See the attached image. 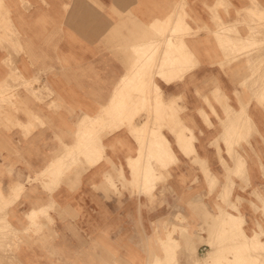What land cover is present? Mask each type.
<instances>
[{
	"label": "crops",
	"instance_id": "obj_1",
	"mask_svg": "<svg viewBox=\"0 0 264 264\" xmlns=\"http://www.w3.org/2000/svg\"><path fill=\"white\" fill-rule=\"evenodd\" d=\"M255 21L261 30H250ZM263 53L264 0H0V194L26 200L7 210L10 233L18 237L14 264L151 263L163 259L160 240L172 227L175 264H194L179 247L198 244L201 255L205 224L219 208L235 213L222 204L221 188L229 185L233 206L236 199L255 206L254 196L264 200ZM120 100L141 103L143 112L125 108L133 127H149L143 140L138 136L141 146L127 126L104 136V159L49 191L56 182L39 172L75 142L82 115L97 117ZM241 118L248 121L240 125ZM148 153L152 178L143 185ZM237 158L243 177L227 173ZM131 164L141 175L132 176ZM236 208L242 213L241 204Z\"/></svg>",
	"mask_w": 264,
	"mask_h": 264
},
{
	"label": "bare ground",
	"instance_id": "obj_2",
	"mask_svg": "<svg viewBox=\"0 0 264 264\" xmlns=\"http://www.w3.org/2000/svg\"><path fill=\"white\" fill-rule=\"evenodd\" d=\"M172 3V2H171ZM174 4V3H173ZM177 4V3H176ZM179 4V3H178ZM253 4V3H252ZM260 4V3H259ZM171 6V5H170ZM179 6V5H178ZM184 6V5H183ZM247 6V5H246ZM173 7V6H172ZM182 7V6H181ZM128 9V8H127ZM126 9V10H127ZM179 9V8H178ZM177 9V11L179 12V10ZM125 9H123V11H124ZM181 10V9H180ZM174 11V10H173ZM126 12V11H125ZM129 12V11H128ZM127 12V13H128ZM181 13V12H180ZM217 13V12H216ZM130 14V13H129ZM172 14V13H171ZM178 13H176V15H177ZM125 15H127V14H125ZM134 16H129V18H133ZM136 17V16H135ZM167 18L168 17H170V14H169V16H166ZM219 17V16H218ZM221 18V17H220ZM122 19V18H121ZM125 19H127V18H125ZM134 19V18H133ZM174 20H175V18H173ZM136 20V19H135ZM138 20V19H137ZM156 20V19H155ZM204 20V19H203ZM163 21H164V19H163ZM167 21H168V19H167ZM121 22V21H120ZM129 22V21H128ZM156 22V21H155ZM154 22V23H155ZM162 22V21H161ZM178 22V21H177ZM256 22V21H255ZM154 23H153V28H154ZM167 23H170V20H169V22H167ZM2 24V23H1ZM124 24V23H123ZM132 24V23H131ZM156 24V23H155ZM174 24V23H173ZM251 24V23H250ZM11 25V24H10ZM120 25V24H119ZM143 25V24H142ZM161 25V24H160ZM166 25L167 24H165V27H166ZM172 25V24H171ZM8 26V25H7ZM122 26V25H121ZM132 26V25H131ZM159 26V25H158ZM8 27H10V26H8ZM116 27H117V25H116ZM128 27V26H127ZM144 27V26H143ZM172 27H174V26H172ZM182 27H184V26H182ZM208 27H209V25H208ZM207 27V28H208ZM118 28V27H117ZM158 28V27H157ZM179 28V27H178ZM180 28H181V26H180ZM124 29V28H123ZM133 29V28H132ZM154 29H156V27L154 28ZM182 29V28H181ZM210 29V28H209ZM12 30V29H11ZM131 30V29H130ZM166 30V29H165ZM184 30H185V28H184ZM121 31V30H120ZM134 31H135V29H134ZM146 31H148V30H146ZM146 31H145V33H146ZM163 31H164V29H163ZM181 31V30H180ZM255 31V30H254ZM158 32V31H157ZM167 32V31H166ZM171 31H169L168 33H170ZM163 33V32H162ZM177 33V32H176ZM181 33H182V31H181ZM262 33V32H261ZM108 34V33H107ZM178 34H180V33H178ZM184 34H186V32L184 33ZM183 34V35H184ZM130 36H132L131 34H129ZM129 35L127 36V37H129ZM143 35H144V32H143ZM147 35V33L145 34V36ZM155 35V34H154ZM165 35V34H164ZM168 35V34H167ZM166 35V36H167ZM171 35V34H170ZM258 35V34H257ZM105 36V35H104ZM110 36V35H109ZM134 36V35H133ZM132 36V37H133ZM142 36V35H141ZM140 36V37H141ZM161 36V35H160ZM259 36H260V34H259ZM126 37V36H125ZM151 37V36H150ZM171 37V36H170ZM250 37V36H249ZM258 37V36H257ZM14 38V37H13ZM102 38V37H101ZM110 38V37H109ZM129 38H131V37H129ZM160 38V37H159ZM166 38V37H165ZM259 38V37H258ZM103 39V38H102ZM121 39V38H120ZM133 39V38H132ZM136 40H138L137 38H135ZM143 39V38H142ZM157 39V38H156ZM155 39V40H156ZM261 39V38H260ZM259 39V40H260ZM12 40V39H11ZM18 40V39H17ZM107 40H108V38H107ZM106 40V41H107ZM111 40L113 41V39L111 38ZM134 40V39H133ZM132 40V41H133ZM140 40V39H139ZM149 40V39H148ZM158 40V39H157ZM169 40H170V38H169ZM175 40V39H174ZM239 40V39H238ZM247 40H248V38H247ZM251 40V39H250ZM255 40H257V38L255 39ZM111 41V42H112ZM115 41V40H114ZM141 41V40H140ZM144 43L147 41V39H145V41H144V39L142 40ZM141 41V42H142ZM151 41H153V39L151 40ZM244 41V40H243ZM108 42V41H107ZM128 42H129V40H128ZM135 42V41H134ZM139 42V41H138ZM142 42V43H143ZM155 42V41H154ZM238 41H236V43H237ZM122 43V42H121ZM133 43V42H132ZM140 43V42H139ZM153 43V42H152ZM151 43V44H152ZM165 43V42H164ZM163 43V44H164ZM184 43V42H183ZM183 43H181V44H183ZM252 43V42H251ZM250 43V44H251ZM259 43V42H258ZM105 44V43H104ZM114 45V43H111V45ZM126 44V43H125ZM125 44L123 43V44H121V45H124L125 46ZM128 44V43H127ZM141 44V43H140ZM160 44V43H159ZM170 43H168V45H169ZM174 44V43H173ZM132 45H135V43H133ZM160 45H162V44H160ZM165 45H166V43H165ZM165 45H163V47L165 46ZM167 45V46H168ZM171 45V44H170ZM175 45V44H174ZM247 45V44H246ZM106 46H107V44H106ZM116 46V45H115ZM119 46V45H118ZM130 46V45H129ZM128 46V47H129ZM142 45H140V47H141ZM154 46V49H155V44L153 45ZM176 46V45H175ZM178 46H179V44H178ZM177 46V47H178ZM238 46V45H237ZM114 47V46H113ZM125 47H127V45L125 46ZM133 47V46H132ZM139 47V46H138ZM172 47V46H171ZM180 47H182V46H180ZM247 47V46H246ZM115 48V47H114ZM123 49H124V47H122ZM135 48V47H134ZM136 48H137V46H136ZM135 48V49H136ZM146 48H148V47H146ZM145 48V49H146ZM152 48V47H151ZM150 48V49H151ZM168 48H170V47H168ZM174 48V47H173ZM238 49H239V51L241 50L239 47H237ZM107 49H108V46H107ZM118 49H119V47H118ZM126 49V48H125ZM133 49V48H132ZM140 49V48H139ZM149 49V48H148ZM166 49V48H165ZM172 49V48H171ZM170 49V50H171ZM249 49V48H248ZM120 50V49H119ZM128 50H130V49H128ZM153 50V49H152ZM177 50V49H176ZM180 50V49H179ZM121 51V50H120ZM136 51V50H135ZM169 51V50H168ZM123 52V51H122ZM122 52L120 53V54H122ZM124 52H125V50H124ZM137 52V51H136ZM164 51H162V48H161V53H163ZM171 52V51H170ZM177 52V51H176ZM175 52V53H176ZM242 52V51H241ZM112 53V52H111ZM140 53H142V52H140ZM145 53V52H144ZM150 53V52H149ZM171 53H173V52H171ZM175 53H173V55L175 54ZM257 53V52H256ZM125 54H126V52H125ZM125 54H122V55H125ZM129 54V53H128ZM136 54V53H135ZM154 54V53H153ZM264 54V53H263ZM113 55H114V52H113ZM147 55V54H146ZM168 55H169V53H168ZM172 55V54H171ZM176 55V54H175ZM232 55V54H231ZM234 55H235V53H234ZM260 55V54H259ZM15 56V55H14ZM142 56H143V54H142ZM151 56V55H150ZM170 56V55H169ZM182 56V55H181ZM262 56V55H261ZM261 56H259V57H261ZM16 57V56H15ZM127 57V56H126ZM129 57H130V55H129ZM154 57H155V55H154ZM178 57H180L179 55H178ZM257 57V56H256ZM259 57H257V58H259ZM138 58V57H137ZM159 57H157V59H158ZM172 58H173V56H172ZM254 58V57H253ZM262 58V57H261ZM130 59V58H129ZM128 59V60H129ZM170 59H171V57H170ZM179 59V58H178ZM183 59V58H182ZM128 60H126V63H127V61ZM145 60V59H144ZM174 60V59H173ZM225 60V59H224ZM249 60H251V59H249ZM257 60H260V58L259 59H257ZM130 61V60H129ZM133 61V60H132ZM156 61L157 60H155V63H156ZM160 61H161V58H160ZM166 61H167V58H166ZM176 61V60H175ZM175 61H173V62H171V63H175ZM263 61V60H262ZM138 62V61H137ZM165 62V61H164ZM249 62V61H248ZM264 62V61H263ZM120 63V62H119ZM125 63V64H126ZM129 63V62H128ZM131 63V62H130ZM129 63V64H130ZM151 63V62H150ZM153 63H154V58H153ZM166 63V62H165ZM254 63V62H253ZM255 63H258V62H255ZM145 64H146V62H145ZM144 64V65H145ZM159 64H160V62H159V59H158V61H157V65H155L157 68H158V66H159ZM248 64V63H247ZM10 65V64H9ZM140 65V64H139ZM148 65H149V63H148ZM151 65V64H150ZM149 65V66H150ZM154 65V64H153ZM167 65V64H166ZM165 65V66H166ZM175 65V64H174ZM255 65V64H254ZM13 66V65H12ZM125 66H127L128 67V65L126 64ZM136 66V65H135ZM164 66V67H165ZM181 66V65H180ZM129 67H131V66H129ZM162 67V66H161ZM175 67V66H174ZM178 67V66H177ZM264 67V66H263ZM132 68H133V66H132ZM148 68H150V67H148ZM148 68H146V69H148ZM153 68V67H152ZM166 68H167V66H166ZM169 68H170V66H169ZM156 69V68H155ZM179 69V68H178ZM161 70V69H160ZM167 70H169V69H167ZM139 71V70H138ZM146 71V70H145ZM147 71H149V70H147ZM155 72H156V70H154ZM157 71H158V69H157ZM170 71V70H169ZM168 71V72H169ZM132 72V71H131ZM134 72V71H133ZM155 72H154V74H155ZM264 72V71H263ZM138 73V72H137ZM140 73V72H139ZM141 73H143V72H141ZM147 73V72H146ZM150 73V72H149ZM160 73H163V72H160ZM166 73V70H165V72L163 73V74H165ZM174 73V72H173ZM172 73V74H173ZM182 73V72H181ZM180 73V74H181ZM152 74H153V72H152ZM252 74V73H251ZM134 75V74H133ZM159 75H162V74H159ZM139 76H141V75H139ZM147 76H149V75H147L146 74V76H144L143 77V75H142V79L143 78H145L146 79V77ZM154 76V75H153ZM164 76H166V75H164ZM248 76V75H247ZM125 77V76H124ZM126 77H128V75L126 76ZM125 77V78H126ZM130 78V77H129ZM253 78V77H252ZM8 79V78H7ZM122 79V78H121ZM142 79H141V81L140 82H142ZM144 79V80H145ZM150 79V78H149ZM152 79V78H151ZM9 80H10V78H9ZM130 80V79H129ZM143 80V82L145 83L146 81H144ZM249 80V79H248ZM123 81V80H122ZM134 81V80H133ZM244 81V80H243ZM250 81V80H249ZM257 81V80H256ZM251 82V81H250ZM10 83V82H9ZM120 83V82H119ZM17 84V83H16ZM132 84V83H131ZM252 84V83H251ZM256 84V83H255ZM260 84V83H259ZM6 85V84H5ZM10 85V84H9ZM127 85V84H126ZM258 85V84H257ZM44 86V85H43ZM122 86V85H121ZM135 86V85H134ZM146 86V85H145ZM246 86V85H245ZM129 87V86H128ZM147 87V86H146ZM151 87V86H150ZM251 87V86H250ZM1 88V87H0ZM120 88V87H119ZM136 88V87H135ZM257 88V87H256ZM5 89V88H4ZM28 89V88H27ZM124 89H126V88H124ZM151 90V89H150ZM250 90V89H249ZM263 90V89H262ZM1 91V90H0ZM3 91V90H2ZM6 91V90H5ZM10 91V90H9ZM124 91V90H123ZM149 91V90H148ZM259 91V90H258ZM15 92V91H14ZM114 92V91H113ZM116 92V91H115ZM13 93V92H12ZM11 93V94H12ZM125 93V92H124ZM150 93V92H149ZM153 93V92H152ZM151 93V94H152ZM7 94V93H6ZM11 94L9 93V95L11 96ZM34 94V93H33ZM257 94V93H256ZM4 95V94H3ZM118 95H120L119 94V92H118ZM149 95V94H148ZM156 95V94H155ZM8 96V95H7ZM34 96H36L35 94H34ZM130 96V95H129ZM154 96V95H153ZM153 96H152V98H153ZM126 97V96H125ZM135 97H136V93H135ZM135 97H134V100H135ZM146 97V96H145ZM156 97V96H155ZM6 98V97H5ZM112 98V97H111ZM119 99H121L122 98V96L120 95L119 97H118ZM7 99V98H6ZM126 99H128V98H126ZM130 99V98H129ZM207 99V98H206ZM206 99H205V101H206ZM8 100H9V98H8ZM41 100V99H40ZM114 100V99H113ZM122 100V99H121ZM121 100L120 101H113V102H111L110 103V106H109V109H104L97 117H88V116H86V115H82V117L79 119V121H78V124H77V132H76V135H75V142L72 144V145H70V146H63V148H62V150H60V151H58V153H57V156H56V158L55 159H53L50 163H48L47 164V166L43 169V171L42 172H39V174H40V176L42 177V179L44 180V181H49V182H51V181H53L54 180V182H56V184H55V186H53V188H51L49 191H53V189L57 186V184H59L60 183V181H62V180H65V181H69V180H71L72 178H78L82 173H84L86 170H88L90 167H92V166H94V165H96L98 162H100L102 159H104V157H105V155H104V152H105V149H106V145H104V143H103V137L104 136H107V135H112V134H114L115 132H117V131H114V130H108V124L110 123V119H111V116H114L115 114H118V113H120L121 111H122V115H123V118H122V125H124V126H122V128L123 127H130L129 129L132 131V134L134 135V133H137V134H139L138 136H144V135H142V131H145L147 128H149V127H146L145 126V124H143V125H141L140 127H137V128H135V127H133L132 126V124L134 123L133 122V116L134 115H132V117H126L125 116V108H127L129 105H130V107L131 108H135L138 104H141V103H124V104H122V102H121ZM146 100V99H145ZM123 101V100H122ZM128 101V100H127ZM148 102H149V99L147 100ZM151 101V100H150ZM147 102V103H148ZM153 102V101H152ZM158 102H159V99H158ZM206 103V102H205ZM144 105V104H143ZM148 105H150V104H148ZM152 105V104H151ZM208 103H207V107H208ZM14 106V105H13ZM153 106V105H152ZM230 106V105H229ZM141 107H142V105H141ZM145 107V106H144ZM163 108V107H162ZM209 108V107H208ZM228 108V107H227ZM146 109V108H145ZM148 109H149V107H148ZM210 109L211 110H214V109H212L211 107H210ZM210 109H209V111H210ZM152 110H153V108H152ZM246 110V109H245ZM3 111H5V110H3ZM130 111V110H129ZM135 111V110H134ZM131 112H132V110H131ZM145 112H146V110H145ZM151 112V111H150ZM242 112V111H241ZM203 113H204V111H203ZM233 113V112H232ZM132 114V113H131ZM206 114V113H205ZM215 114H216V112H215ZM226 114V113H225ZM151 115H153L152 113H151ZM203 115V114H202ZM228 115V114H227ZM241 115V114H240ZM245 115V114H244ZM204 116H208L207 114L206 115H204ZM231 116V115H230ZM217 117V116H216ZM5 118V117H4ZM34 118H35V116H34ZM86 118H88V120H86ZM237 118V117H236ZM240 118V117H239ZM38 119V118H37ZM243 118H241V119H239V123H240V125H242L241 123H246V121H248L247 119H244V120H242ZM40 120V119H39ZM238 120V119H237ZM236 120V121H237ZM18 122V121H17ZM146 122V121H145ZM12 123H14V122H12ZM136 123V122H135ZM139 123V122H138ZM229 123V122H228ZM207 124H209V123H207ZM232 125V124H231ZM233 126V125H232ZM16 127V126H15ZM24 127V126H23ZM180 127V126H179ZM221 127V126H220ZM186 128V127H185ZM233 128V127H232ZM227 129V128H226ZM238 129V128H237ZM120 130H122V129H119L118 131H120ZM148 130V129H147ZM154 130V129H153ZM178 130V129H177ZM222 130V129H221ZM235 130V129H234ZM148 132H149V130H148ZM155 132V131H154ZM223 132V131H222ZM221 132V133H222ZM101 133H102V135H101ZM156 133V132H155ZM173 133V132H172ZM221 133H220V136H221ZM149 134V133H148ZM150 135V138H151V133L149 134ZM153 135V134H152ZM223 136H225V135H223ZM223 136H222V138H223ZM228 136H230V135H228ZM232 136V135H231ZM243 137V136H242ZM137 138V137H136ZM142 138V137H141ZM146 138V137H145ZM230 138V137H229ZM240 138V137H239ZM238 138V139H239ZM249 138V137H248ZM140 139V138H139ZM221 139V138H220ZM219 139V140H220ZM142 140H143V138H142ZM151 140V139H150ZM193 140V137H192V135H191V137L190 138H188L187 139V144H189V146L191 145V141ZM240 140V139H239ZM96 143V144H95ZM140 143H141V140H140ZM139 143V144H140ZM161 143V142H160ZM183 142H179L178 143V145L180 146L181 144H182ZM217 143V142H216ZM165 144V143H164ZM236 144V143H235ZM145 145H146V141H145ZM240 145V144H239ZM140 146H141V144H140ZM158 146V145H157ZM163 146V145H162ZM144 147H147V145L146 146H144ZM229 148V147H228ZM139 149V148H138ZM144 149V148H143ZM162 149V148H161ZM169 149V148H168ZM163 150V149H162ZM170 150V149H169ZM145 151V150H144ZM237 152V151H236ZM157 153H158V151H157ZM233 153H234V151H233ZM161 154V153H160ZM143 155H144V153H143ZM162 155V154H161ZM238 155V154H237ZM137 156L138 157H140L138 154H137ZM236 156V155H235ZM144 157V156H143ZM163 157V156H162ZM171 157V156H170ZM174 157V156H173ZM172 157V158H173ZM234 157V156H233ZM141 158V157H140ZM145 158V157H144ZM151 154H149L148 153V155H147V165H146V167L145 168H147V170L146 171H144L143 173H141L142 174V179H143V185H147V184H149V183H151L150 182V179L152 178V176L150 177V166H149V163H150V160H151ZM240 158H241V156H240ZM168 159V158H167ZM166 160V159H165ZM176 160V159H175ZM133 161H134V159H129V162H132L133 163ZM144 161V160H143ZM135 162V164H136V161H134ZM140 162V161H139ZM206 162V161H205ZM135 164H131L130 165V168L132 169V176H134V178H136L140 173H138L139 171H140V169H139V171H136V167H135ZM139 165V164H138ZM142 166H143V163L141 164ZM140 165V166H141ZM166 165V164H165ZM115 166V165H114ZM137 166V165H136ZM139 166V167H140ZM142 168V167H141ZM114 170H115V168H114ZM202 172H204V171H202ZM232 173V175H234V176H236V177H243V175H244V164L242 163V160L241 159H236V161H235V165L233 166V168L231 169V170H229V172H227V173ZM140 174V175H141ZM137 175V176H136ZM120 176V175H119ZM118 176V177H119ZM122 176V175H121ZM136 176V177H135ZM225 176V175H224ZM141 177V176H140ZM205 177H206V174H205ZM227 177V176H226ZM37 178V177H36ZM104 178V177H103ZM134 178H132V179H134ZM229 178V177H228ZM123 179V178H122ZM138 179V178H137ZM141 179V178H140ZM213 179V178H212ZM226 179V178H225ZM34 180V179H33ZM107 180L109 181V184L110 183H112V181H111V178H110V176H108V178H107ZM116 180H118V179H116ZM131 180V179H130ZM135 180V179H134ZM134 180H132V182L134 181ZM211 180V179H210ZM232 180V179H231ZM138 181V180H137ZM137 181L135 182H133V183H137ZM161 181V180H160ZM234 181V180H233ZM54 182H52V183H54ZM130 182V181H129ZM128 182V183H129ZM227 182V181H226ZM45 183H47V182H45ZM139 183H140V181H139ZM208 184H209V182H207ZM214 183V182H213ZM123 184V183H122ZM130 184H132V183H130ZM134 184V185H135ZM141 184V183H140ZM133 185V184H132ZM223 185V184H222ZM112 186V185H111ZM140 186V185H139ZM139 186H138V188H139ZM102 187V186H101ZM108 187V186H107ZM114 187V189L116 188L115 187V185L113 186ZM132 187V186H131ZM136 187V186H135ZM146 187V186H145ZM221 187H223V186H221ZM20 188V187H19ZM45 188V187H44ZM96 188V187H95ZM103 188H105V187H103ZM214 188H215V186H214ZM97 189V188H96ZM131 189H133V188H131ZM136 189V188H135ZM221 189H223V190H221V194H220V200H221V202H222V204L224 205V206H227V207H229L230 209H232V210H234L235 211V213H229V212H227V211H225L223 208H219V212H218V214L217 215H215L216 217L214 218V219H216L215 220V227L217 228V230H219V231H221L222 233L220 234V235H223V236H226L225 234H227V236L229 237V235L231 234V232L233 231V229H236V228H238L239 229V233H238V230H237V233H238V237H240V238H238V240L237 241H235V243H234V246L233 247H231L230 249H228V250H230L232 253H234L233 255H235V256H238L239 254H240V256H241V254H243V253H245V252H250L252 255H255V256H261V255H263V251H264V240L262 239V237L264 236V230H263V228L261 227V226H259L260 227V231L258 232H256V231H253L252 233H251V235H248L247 233H246V231H245V228H244V224H245V220H244V216H243V214L239 211V210H237V209H235L234 208V206L232 205V202L230 201V199H229V196H230V187H229V185H225V187L224 188H221ZM116 190V189H115ZM212 190V189H211ZM250 190V189H249ZM106 191H108V190H106ZM143 191V190H142ZM149 191V190H148ZM17 192V191H16ZM114 192H118V191H114ZM133 192V191H132ZM152 192V191H151ZM16 194V196L14 197V198H12L10 201H3V199H1L0 200V202H1V204H0V252L2 251V250H4L5 249V244H7L8 243V241H10V239H11V237H14V233H8V232H6V231H4L3 230V225L2 224H4V223H6L5 222V219H6V214H7V209L11 206V205H13L14 203H15V201H16V199H17V193H15ZM133 194V193H132ZM0 196H1V194H0ZM4 198V197H3ZM251 200V199H250ZM255 203V202H254ZM52 206H55V204L53 205V204H51ZM200 206V205H199ZM203 205H201V207H202ZM194 206H192V208H193ZM196 207V206H195ZM194 207V208H195ZM178 208V207H177ZM191 208V209H192ZM193 208V209H194ZM203 208V207H202ZM258 208V207H257ZM42 211V212H41ZM40 212L41 213H45L43 210H41ZM199 211V210H198ZM203 211V210H202ZM194 212H195V210H194ZM203 212H205V210L203 211ZM203 212H197V213H201V214H203ZM206 213V212H205ZM178 215V214H177ZM37 216V213H36V210H32L30 213H29V219L32 221L33 219H35V217ZM197 216V215H196ZM206 216H207V214H206ZM201 217V216H200ZM47 218V217H46ZM199 218V217H198ZM202 218H204V219H206L205 218V216L204 217H202ZM200 219V218H199ZM200 220H202V219H200ZM207 221V220H206ZM205 221V222H206ZM209 222V221H208ZM33 223V222H32ZM35 223V222H34ZM46 223H47V221H46ZM212 223V222H211ZM7 224V223H6ZM9 224V223H8ZM7 224V225H8ZM31 224V223H30ZM45 223H43V225H44ZM214 224V223H213ZM5 225V224H4ZM10 225V224H9ZM6 226V225H5ZM214 226V225H213ZM12 228V227H11ZM173 228V230H172V232H167V235H166V239L165 240H160V244L162 245V248H163V250H164V257H163V259H158V258H156L155 259V261L154 262H151V263H145V264H175V262H174V252H175V249L177 248L176 246L174 247V238L172 239V233L176 230V227H172ZM213 228V227H212ZM211 228V229H212ZM14 229V228H13ZM179 229V228H178ZM181 229V228H180ZM210 229V230H211ZM21 231V230H20ZM206 231H207V227H206ZM204 232V231H203ZM19 233V232H18ZM211 232H209V234H210ZM214 233V232H213ZM212 233V234H213ZM217 233V232H216ZM230 233V234H229ZM27 234V233H26ZM181 234H183L182 232H181ZM194 235H196V234H194ZM17 236V235H16ZM182 236V235H181ZM186 236V235H185ZM201 236V235H200ZM210 236V235H209ZM22 237V236H21ZM183 237V236H182ZM193 237V236H192ZM195 237V236H194ZM193 237V238H194ZM198 237V236H197ZM222 237V236H221ZM220 237V238H221ZM18 238V237H17ZM181 238V237H180ZM188 238V237H187ZM190 238V237H189ZM199 238V237H198ZM207 238V237H206ZM214 238V237H213ZM23 239V238H22ZM159 239V238H158ZM200 239H202L201 237H200ZM209 239H210V237H209ZM223 239V238H222ZM185 240L186 239H184V242H185ZM191 240V239H190ZM207 240V239H206ZM220 240V239H219ZM227 240H228V238H227ZM14 241V240H13ZM21 241V240H20ZM176 241H178V240H176ZM202 241V240H201ZM208 241V240H207ZM11 242H12V240H11ZM199 242V244H200V241H198ZM213 242V241H212ZM263 242V243H262ZM14 244V243H13ZM177 244H178V242H177ZM176 244V245H177ZM204 244H206V243H204ZM258 244H263L262 246H263V248H262V250L261 251H259V248H261L260 246H259V248H256V246L258 245ZM172 245V246H171ZM179 245V244H178ZM177 245V246H178ZM187 245H189V244H187ZM192 245H194V244H192ZM209 247H210V249L209 250H206L205 252H206V254H205V256H203V258H201L202 259V261H203V263L204 264H211L212 263V261H214V259L215 258H217V256H218V254H220V253H222V254H224L225 256L228 254V250H225L224 252H222L221 250H219L217 247H215L214 245H213V243H209ZM12 246H14V245H12ZM188 247V246H187ZM186 247V248H187ZM193 247V246H192ZM195 247V246H194ZM208 247V248H209ZM8 248V247H7ZM184 248H185V246H184ZM188 249V248H187ZM191 249V248H190ZM196 249V248H195ZM199 249V248H198ZM10 252H11V250L10 249H8ZM194 250V249H193ZM259 251V255H256V253L255 252H258ZM190 252H191V250H190ZM195 252H196V250H195ZM129 253V252H128ZM249 253V254H250ZM191 254V253H190ZM11 255H13V254H11ZM202 255V254H201ZM229 256V255H228ZM246 256H247V254H246ZM154 257V256H153ZM134 258H136V257H134ZM198 258H199V256H198ZM236 258V257H235ZM254 258V257H253ZM6 259V258H5ZM247 259V258H246ZM246 259H244L243 260V262H245L246 261ZM264 259V257H262L261 258V261H258L257 263H255V264H263V262H262V260ZM7 260V259H6ZM241 261V260H240ZM264 261V260H263ZM197 262V261H196ZM242 262V261H241ZM248 262V261H247ZM114 264H118V263H114ZM252 264H254V263H252Z\"/></svg>",
	"mask_w": 264,
	"mask_h": 264
},
{
	"label": "rangeland",
	"instance_id": "obj_3",
	"mask_svg": "<svg viewBox=\"0 0 264 264\" xmlns=\"http://www.w3.org/2000/svg\"><path fill=\"white\" fill-rule=\"evenodd\" d=\"M253 24H255L253 27H251L250 26V30H261L262 29V26L259 24V22L258 21H256V22H252ZM249 27V26H248ZM257 44H255V46H256ZM122 102V101H121ZM136 108V110L139 112L140 111V107H135ZM140 112H143V110L142 111H140ZM147 115H148V118H149V113H147ZM122 118H123V115H122V111L120 112V113H118V114H115L114 116H111V121H110V123L108 124V130H114V131H118L119 129H122V126H124V125H122ZM86 120H88V118H86ZM133 121H134V118H133ZM145 126H147V124H145ZM148 129V128H147ZM101 135H102V133H101ZM131 135V137L134 139V141L139 145V143H140V140H141V138L140 137H138V135H136V134H130ZM137 137V138H136ZM140 138V139H139ZM160 142H163V143H165V140H160ZM141 143H142V140H141ZM96 144V143H95ZM36 182H38L37 180H36ZM132 186V185H131ZM122 187V186H121ZM114 188V187H113ZM132 188H135L134 186H132ZM138 189V188H137ZM19 196H17V199L19 200V202H17L14 206H17V205H23L22 204V202L23 201H26L25 199H19L18 198ZM255 197V199H256V205L257 206H255V205H252V203L251 202H249V201H247V200H245V199H243V200H241V199H236V203L234 204V208L235 209H237L236 208V205H240L241 204V211H242V214H243V216H244V220H245V224H244V228H245V231H246V233L248 234V235H251V233L253 232V230L254 231H260V227L259 226H261L262 228H263V230H264V200H263V198L262 197H260V196H254ZM14 198V197H13ZM259 198V199H258ZM1 199H3V201H10L11 199L10 198H7V199H5V198H3V197H1L0 196V200ZM16 199V201H18ZM250 199L251 200H253V201H255L253 198H251L250 197ZM249 199V200H250ZM31 200V202L30 203H28L27 202V204H29V205H33V204H35L36 202H34L32 199H30ZM40 201H39V204H43V202L44 203H46V202H49V201H51V198H40L39 199ZM2 201V200H1ZM21 201V202H20ZM0 204H1V202H0ZM244 205H251V207H252V211L254 212V214L253 213H245L244 212V209L243 208H245L246 206H244ZM237 207H239V206H237ZM258 207V208H257ZM9 209V208H8ZM7 209V210H8ZM9 216L10 215H8V214H6V219H5V222L8 224V222H10V219H9ZM212 219V218H211ZM215 220L216 219H212V220H210L209 221V223H207V224H205L206 225V227H207V231H206V233H207V240H206V242H203V244L204 243H206L205 245L206 246H203V250H202V254L203 255H198V252H197V249H198V244H195L194 243V245H183L182 247H179V248H181L182 250H184L186 253H187V255L190 257V259H192V261H193V263L194 264H204L203 263V261H202V259H200V258H203V256H205V254H206V250H209L210 249V245H209V243L211 242V243H213V245L215 246V247H217L219 250H221L222 252H224L225 250H228V249H230L231 247H233L234 246V243H235V241H237L238 240V238H240V237H238V233H239V229L238 228H236V229H233V231L231 232V234L229 235V237L227 236V234H225L226 236H223V235H220L222 232L221 231H219V230H217V228L215 227ZM208 221V220H207ZM48 223L50 222V220L49 221H47ZM212 222V223H211ZM6 223H4V224H2L4 227H3V230L4 231H6V232H8V233H10V226H9V224L7 225ZM214 223V224H213ZM214 225V226H213ZM1 226V225H0ZM213 227V228H212ZM212 228V229H211ZM211 229V230H210ZM237 230H238V233H237ZM202 231H203V229H202ZM209 232H211L210 234H209ZM214 232V233H213ZM217 232V233H216ZM213 233V234H212ZM220 233V234H219ZM210 235V236H209ZM222 236V237H221ZM209 237H210V239H209ZM214 237V238H213ZM221 237V238H220ZM223 238V239H222ZM227 238H228V240H227ZM17 238H15V236L14 237H11V239H10V241H8V243L7 244H5V249L4 250H2L1 252H0V264H14V261H13V258H12V256H11V252H12V250L14 251V247H16V240ZM220 239V240H219ZM262 239L264 240V236L262 237ZM11 240H12V242H11ZM14 240V241H13ZM213 241V242H212ZM14 243V244H13ZM263 243V242H262ZM12 245H14V246H12ZM263 244H258L257 246H256V248H259V246L261 247V248H259V251H261L262 250V248H263V246H262ZM184 246H185V248H184ZM188 246V247H187ZM193 246V247H192ZM195 246V247H194ZM8 247V248H7ZM176 247H178V246H176ZM188 249H187V248ZM209 247V248H208ZM191 248V249H190ZM196 248V249H195ZM8 249H10L11 250V252L8 250ZM194 249V250H193ZM190 250H191V252H190ZM195 250H196V252H195ZM259 251L258 252H255L256 253V255H259L260 253H259ZM175 253V252H174ZM191 253V254H190ZM250 252H245V253H243V254H241V256H240V254L238 255V256H235V255H233L234 253H232L230 250H228V254L225 256L224 254H222V253H220V254H218V256H217V258H215L214 259V261H212V263L211 264H252V263H257L258 261H261V258L262 257H264V251H263V255H261V256H255V255H252L251 253L249 254ZM246 254H247V256H246ZM229 255V256H228ZM198 256H199V258H198ZM236 257V258H235ZM254 257V258H253ZM7 260H6V259ZM247 258V259H246ZM244 259H246V261L245 262H243V260ZM242 262H241V261ZM264 260V259H263ZM262 260V262H263V264H264V261ZM197 261V262H196ZM248 261V262H247ZM16 264V263H15Z\"/></svg>",
	"mask_w": 264,
	"mask_h": 264
}]
</instances>
